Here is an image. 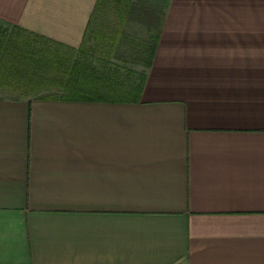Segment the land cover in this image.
I'll list each match as a JSON object with an SVG mask.
<instances>
[{"label": "crops", "instance_id": "0c3cea01", "mask_svg": "<svg viewBox=\"0 0 264 264\" xmlns=\"http://www.w3.org/2000/svg\"><path fill=\"white\" fill-rule=\"evenodd\" d=\"M0 264H264V0H0Z\"/></svg>", "mask_w": 264, "mask_h": 264}, {"label": "rangeland", "instance_id": "374dc122", "mask_svg": "<svg viewBox=\"0 0 264 264\" xmlns=\"http://www.w3.org/2000/svg\"><path fill=\"white\" fill-rule=\"evenodd\" d=\"M150 1H155V4H161V3H163V1L164 0H150ZM115 3H110V5H114ZM109 5V4H108ZM107 17H114V14H108V16Z\"/></svg>", "mask_w": 264, "mask_h": 264}, {"label": "trees", "instance_id": "16d2710c", "mask_svg": "<svg viewBox=\"0 0 264 264\" xmlns=\"http://www.w3.org/2000/svg\"><path fill=\"white\" fill-rule=\"evenodd\" d=\"M99 2V1H98Z\"/></svg>", "mask_w": 264, "mask_h": 264}]
</instances>
